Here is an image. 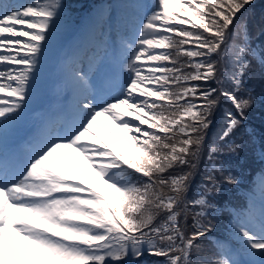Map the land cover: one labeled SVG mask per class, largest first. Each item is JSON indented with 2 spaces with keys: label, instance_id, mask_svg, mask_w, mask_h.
Segmentation results:
<instances>
[{
  "label": "snow or ice",
  "instance_id": "obj_1",
  "mask_svg": "<svg viewBox=\"0 0 264 264\" xmlns=\"http://www.w3.org/2000/svg\"><path fill=\"white\" fill-rule=\"evenodd\" d=\"M253 3L131 0L122 9L135 29L120 52L127 78L113 85L99 67L91 76L74 70L77 97L69 121L23 161L6 153L2 143L28 106L49 44L68 18V5L65 0L0 4V264H125L130 256L139 264L145 254L163 257L164 264H264V208L259 217L249 215L236 224L243 254L259 259H238L240 253L232 249L214 262L193 259V250L205 253L201 238L215 230L206 219L211 212L205 209L213 207L207 197L238 184L216 158L238 155L240 146L229 137L254 102L250 92L248 98L238 93L251 61L264 67V47L253 45L246 21L237 26ZM233 28L231 87H210ZM259 37H264V21ZM219 97L236 111L224 114L221 145L208 151L213 163L203 176V191L189 200ZM105 120L131 140L132 158L100 138L94 125L100 121L107 130ZM62 149L80 157L112 196L86 186L75 169L65 167L62 161L69 156ZM195 206L201 210L188 231L181 219Z\"/></svg>",
  "mask_w": 264,
  "mask_h": 264
},
{
  "label": "trees",
  "instance_id": "obj_2",
  "mask_svg": "<svg viewBox=\"0 0 264 264\" xmlns=\"http://www.w3.org/2000/svg\"><path fill=\"white\" fill-rule=\"evenodd\" d=\"M84 0H65L68 9L75 5L83 4ZM246 21L249 25L250 34L254 37L252 43L256 47H264L261 41L264 37H259L260 23L264 21V0H254V3L247 7L243 12L240 21ZM237 28H233V35L229 38L227 46L223 50V59L218 60V77L215 81L210 82V87H231L230 78L235 68L234 51L237 44L236 38ZM232 56V58H230ZM216 58V57H214ZM187 59V58H183ZM252 70L248 73L243 88L238 93L239 96L248 98L249 92L254 98L251 108L247 110V119L242 121L232 133L229 139H234L240 146L238 155H220L216 158L217 166L223 165V171L226 175L232 172L236 178L247 179L256 169L259 168L261 161V150L264 149V67L256 60H252ZM219 104L214 111V119L212 127L207 131L205 142L201 147L199 158L196 160L197 168L195 170V179L192 181L191 188L187 193V199L192 194H197L199 183L201 182L207 170H211L212 161L208 158V151L212 146H220L221 142L218 136L223 130L227 121L224 114L228 111L235 113L232 103L226 98L219 97ZM134 151H131L129 157L132 158ZM217 179L222 180L220 172L215 173ZM191 209L186 216L182 217L181 223L184 224L186 230L190 231L195 223L191 216ZM162 218V217H161ZM163 258V257H159Z\"/></svg>",
  "mask_w": 264,
  "mask_h": 264
},
{
  "label": "rangeland",
  "instance_id": "obj_3",
  "mask_svg": "<svg viewBox=\"0 0 264 264\" xmlns=\"http://www.w3.org/2000/svg\"><path fill=\"white\" fill-rule=\"evenodd\" d=\"M6 1V4H22V3H26L28 2V0H4ZM131 2V0H113L112 3H114V5H118L121 8H124V6ZM143 3L145 4H151L153 2V0H142ZM111 3V4H112ZM105 12L101 10V14L98 15L94 12L95 17L98 20H102L104 18V14H107V18H112L114 17L116 20H122L123 14H122V10H120L119 12L115 11L114 8L110 9V7L105 6ZM68 13V12H67ZM73 15L71 13H68V18H66L61 26L58 28L57 33L55 35V37L53 38V40L50 42L49 44V48H48V53L47 56L45 57V59L48 58L49 54H51V52H54L58 49L60 42L62 41V38L65 34H67L71 27H73L74 25V21H73ZM97 23V22H96ZM135 32V29L132 28L131 29V33L133 35V33ZM130 38H127V40H129ZM230 58H232V56H230ZM114 78L117 79L118 77L114 75ZM42 79V70L40 72V76H39V80L36 82L35 86L33 87V90L31 91L30 95L35 96L37 93L36 91L40 89L39 83ZM104 124L107 125V130L105 129V127L103 125H101V130L103 131V137L101 138L105 143H107L109 145L110 149H113V147L118 146L119 150L123 153L121 146L123 145L124 149L126 146H128L129 148L134 147L132 145L131 140H129L124 133H122L120 131L119 128H117L111 121H104ZM145 127V126H144ZM110 133H114V135L110 134ZM99 134V132H98ZM106 136V138L104 137ZM126 145V146H125ZM66 154V153H65ZM127 155V154H126ZM75 158H76V154L71 155L69 153V158L65 159L66 161H62L63 165L67 168H72L74 169V165H75ZM90 172L92 173V178L96 177L95 172L90 169ZM258 180L261 183L260 180V175L258 176ZM262 184V183H261ZM105 188L107 190H109L111 192L110 189H108L106 186ZM112 193V192H111Z\"/></svg>",
  "mask_w": 264,
  "mask_h": 264
},
{
  "label": "bare ground",
  "instance_id": "obj_4",
  "mask_svg": "<svg viewBox=\"0 0 264 264\" xmlns=\"http://www.w3.org/2000/svg\"><path fill=\"white\" fill-rule=\"evenodd\" d=\"M98 122L99 121H97V123H96V125H98ZM99 130V128L97 127V131ZM251 199H253L254 200V197L253 196H251Z\"/></svg>",
  "mask_w": 264,
  "mask_h": 264
}]
</instances>
